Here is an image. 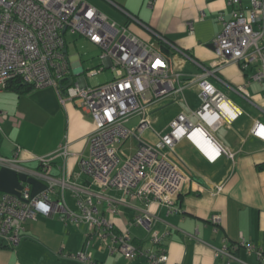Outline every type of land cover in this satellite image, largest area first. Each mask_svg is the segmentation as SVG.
Wrapping results in <instances>:
<instances>
[{
  "label": "crops",
  "instance_id": "1",
  "mask_svg": "<svg viewBox=\"0 0 264 264\" xmlns=\"http://www.w3.org/2000/svg\"><path fill=\"white\" fill-rule=\"evenodd\" d=\"M86 1L142 40H155L157 31L203 65L215 60L212 47L207 44L220 31L216 14L222 11L227 17L230 9L226 0ZM66 53L71 63V80L96 85L87 82L78 53L69 54V47ZM171 53L182 57L176 51ZM172 60L184 77L200 72L194 61L184 59L182 63L174 56ZM249 73L251 70L229 62L216 69L215 76H206L241 112L230 123H220L211 129L213 137L234 152L233 158L221 153L208 160L188 139L179 140L174 146V158L189 180L177 197V211L168 212L164 205L155 202L149 204L147 211L153 215L149 226L134 222L135 215L145 208L141 201L129 197L122 201L119 190L99 188L80 171L78 159L88 154V134L94 128V121L73 101L61 104L56 89L49 85L23 93L0 89V155L16 158V164L21 166L16 170L0 165V191L18 195L19 181L23 180L29 183V194L41 191L47 181L38 173L43 167L37 156H51L46 169L55 177L63 175L80 186L82 196L91 191L90 196L101 214L113 221V227L127 231L133 243L152 249L155 248L150 240L152 232L163 234L167 264H261L255 253L241 242L250 241L264 252V139L250 132L256 120L264 124V82L245 83ZM62 82H69V77ZM225 82L229 86L245 83L249 99L227 87ZM186 93L196 96L195 108L199 107L196 89L187 87L183 88L182 102L171 94L149 103L144 111L149 121L141 131L142 141L156 142L178 112L195 109L187 102ZM141 117L135 114L124 124L134 128ZM190 119L196 122L193 115ZM129 138L133 142L127 145ZM129 138L124 140V145L132 152L140 141ZM62 145L68 151L65 156L56 153ZM216 185L221 186L219 191ZM54 188L57 193L58 184ZM63 196L65 204L77 210L70 188L63 190ZM49 197L55 199L56 195L50 193ZM109 204L114 208L112 212L108 210ZM212 214L220 216V224L210 220ZM23 225L22 237L16 244L2 242L6 246H0V264H86L66 255L83 247L102 264H147L141 254L129 259L119 252H109L98 235H93L84 246L88 226L83 221L73 223L55 215L38 214Z\"/></svg>",
  "mask_w": 264,
  "mask_h": 264
},
{
  "label": "built area",
  "instance_id": "2",
  "mask_svg": "<svg viewBox=\"0 0 264 264\" xmlns=\"http://www.w3.org/2000/svg\"><path fill=\"white\" fill-rule=\"evenodd\" d=\"M226 3L230 5L227 17L222 11L216 14L220 31L212 42L215 60L203 65L157 32L155 40H142L86 0H0V89L14 77L32 87L49 85L56 89L61 104L71 100L88 113L94 128L88 134V154L78 159L80 171L99 188L119 190L122 201L128 197L141 201L145 208L135 215L134 222L149 226L153 219L147 211L149 204L155 202L164 205L168 212L177 211V197L189 180L174 158V146L179 140L188 139L208 160L221 153L233 158L234 152L218 142L211 129L230 123L241 112L206 76H215L220 66L234 62L243 70H251L245 83L264 82V0H248L247 6L243 0ZM68 31L84 36L100 49L101 62L88 69L87 75L108 67L112 72L109 80L92 86L71 80L64 37ZM172 51L194 61L200 72L184 77L173 64ZM66 77L69 82L63 83ZM245 83L229 86L225 82L248 100ZM185 87L196 89L199 107L178 112L156 142L142 141L141 131L149 121L144 111L149 103L171 94L181 97ZM135 114L142 117L134 128H128L124 123ZM191 115L196 122L190 119ZM250 132L264 139V124L256 120ZM129 137L138 139L140 144L132 153L124 154L121 145ZM56 153L67 155L66 146L62 145ZM37 157L43 167L38 173L47 181L45 188L29 194V183L23 180L19 181L18 195L0 191L1 242L16 244L28 219H35L38 214L55 215L64 221L87 224L84 246L98 235L109 252H119L129 259L141 254L147 264H167L163 234L153 231L150 235L155 248H138L127 231L113 227V221L101 214L91 191L82 196L80 186L63 175L55 177L46 169L51 156ZM0 165L21 169L14 157L0 155ZM55 184L59 186L57 193ZM65 188L71 189L77 210L65 204ZM220 189L216 185V190ZM50 193L56 198L51 199ZM109 205L112 212L114 208ZM210 220L221 223L218 214H212ZM241 242L264 264L263 250L250 241ZM66 255L86 264H102L84 247Z\"/></svg>",
  "mask_w": 264,
  "mask_h": 264
},
{
  "label": "rangeland",
  "instance_id": "3",
  "mask_svg": "<svg viewBox=\"0 0 264 264\" xmlns=\"http://www.w3.org/2000/svg\"><path fill=\"white\" fill-rule=\"evenodd\" d=\"M245 5L247 6L248 0H243ZM104 10H107L105 8H102ZM65 39H66V47H69V54L72 53V51H76V53H78V55L80 56V58L83 60V68H84V73L86 74V76L88 77V81L91 84H97V83H102L106 80H109L112 77V72L109 68H104L102 71H99L97 73H94L92 75H87L88 69L97 67L100 64V58L98 57L100 54V49L96 46L91 44L84 36L78 35L76 33H71V32H66V34H64ZM172 54V56H174L177 60L182 61V63H184V59L183 56L180 57L178 54L175 53H170ZM183 64H181V67ZM186 99L187 102H189L190 106L192 108H195V106L197 105V98L195 95H193L192 93H186ZM178 101L182 102V99L180 97H178L177 99ZM131 138H129L127 140V145L130 142H133L132 140H130ZM121 152L122 153H132L130 152L126 146L123 144L121 145ZM128 147V146H127ZM127 151V152H125Z\"/></svg>",
  "mask_w": 264,
  "mask_h": 264
},
{
  "label": "trees",
  "instance_id": "4",
  "mask_svg": "<svg viewBox=\"0 0 264 264\" xmlns=\"http://www.w3.org/2000/svg\"><path fill=\"white\" fill-rule=\"evenodd\" d=\"M5 86H6L5 88H10L18 93H23L33 88L32 86L27 85L25 82L23 83V81L19 77H14L10 79ZM0 246H6V245L2 244V242L0 241ZM136 246L138 248L142 247L141 245L138 244H136Z\"/></svg>",
  "mask_w": 264,
  "mask_h": 264
},
{
  "label": "water",
  "instance_id": "5",
  "mask_svg": "<svg viewBox=\"0 0 264 264\" xmlns=\"http://www.w3.org/2000/svg\"><path fill=\"white\" fill-rule=\"evenodd\" d=\"M156 32H157V31H156ZM207 45L210 46V47H212V43H208Z\"/></svg>",
  "mask_w": 264,
  "mask_h": 264
}]
</instances>
